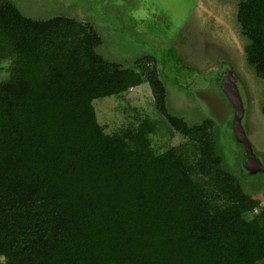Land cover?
<instances>
[{
    "label": "trees",
    "instance_id": "1",
    "mask_svg": "<svg viewBox=\"0 0 264 264\" xmlns=\"http://www.w3.org/2000/svg\"><path fill=\"white\" fill-rule=\"evenodd\" d=\"M236 20L264 79V0H236ZM102 42L74 17L33 18L0 0V264L263 261L264 208L247 215L259 201L225 165L212 119L167 110L154 54L123 66ZM143 81L187 142L155 150L147 116L112 132L99 123L94 99Z\"/></svg>",
    "mask_w": 264,
    "mask_h": 264
},
{
    "label": "rangeland",
    "instance_id": "2",
    "mask_svg": "<svg viewBox=\"0 0 264 264\" xmlns=\"http://www.w3.org/2000/svg\"><path fill=\"white\" fill-rule=\"evenodd\" d=\"M13 1L33 18L64 15L90 24L103 39L98 51L123 66L140 63L146 53L154 54L153 62L158 61L166 85L167 110L190 124L212 119V133L225 165L259 201L247 215L264 208V172L246 171L244 147L234 135V111L219 84L223 75L233 72L244 108L241 126L264 165V79L246 62L247 39L236 20V0ZM7 64L0 61V79L7 75ZM93 106L106 132L147 116L156 122V131L150 134L155 150L187 142L156 109L146 81L121 94L96 98Z\"/></svg>",
    "mask_w": 264,
    "mask_h": 264
},
{
    "label": "water",
    "instance_id": "3",
    "mask_svg": "<svg viewBox=\"0 0 264 264\" xmlns=\"http://www.w3.org/2000/svg\"><path fill=\"white\" fill-rule=\"evenodd\" d=\"M221 89L234 111V135L237 141L243 144V165L250 172H264V165L255 155L252 145L249 142L243 127L241 126V118L244 114L243 102L236 85V79L234 75L228 71L223 75L222 81H220Z\"/></svg>",
    "mask_w": 264,
    "mask_h": 264
},
{
    "label": "flooded vegetation",
    "instance_id": "4",
    "mask_svg": "<svg viewBox=\"0 0 264 264\" xmlns=\"http://www.w3.org/2000/svg\"><path fill=\"white\" fill-rule=\"evenodd\" d=\"M229 72H231L232 74H233V72L232 71H229ZM234 75V74H233ZM234 77H235V75H234ZM235 79H236V77H235ZM220 84V83H219Z\"/></svg>",
    "mask_w": 264,
    "mask_h": 264
}]
</instances>
